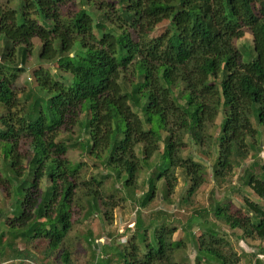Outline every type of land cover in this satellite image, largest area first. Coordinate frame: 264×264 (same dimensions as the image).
I'll return each mask as SVG.
<instances>
[{"label": "trees", "instance_id": "1", "mask_svg": "<svg viewBox=\"0 0 264 264\" xmlns=\"http://www.w3.org/2000/svg\"><path fill=\"white\" fill-rule=\"evenodd\" d=\"M78 2L82 15L65 9L75 6V0H21L20 16L7 2L0 3V184L14 199L13 216L0 233V264H47L57 252L56 264H72L63 246L78 203L81 164L63 159L67 147L56 138L75 126L83 112L89 154L106 167L104 178L113 177L125 190L134 191L138 174L162 142L141 208L154 199L156 180L163 181L162 199L171 197L177 168L183 170L188 199L209 173L217 185L252 160L243 170L242 185L260 202L244 197L236 212L216 203L209 225L201 220V212L188 219L191 226L204 225L198 238L194 233L186 238L197 250V263L234 264L222 251L229 246L222 225L240 231L241 240L264 241V165L254 171L264 151V0ZM94 20L105 26L99 37ZM162 21H168V28L151 38ZM245 31L252 36L254 52L247 63L235 46ZM34 39L40 43L38 66L27 80L38 94L29 90L21 101L14 86L25 73ZM50 64L70 80L52 75ZM221 108L223 121L214 136L211 128ZM185 139L201 156L213 159L207 168L181 156ZM23 140L28 141L26 156L20 151ZM45 178L49 185L41 192ZM85 196L88 215L100 212L110 224L118 205L104 202L92 187ZM134 226L125 247L112 254L121 264H177L174 257L186 246L184 232L173 239L176 227L143 225L140 217ZM18 240L31 249L16 245ZM111 246L105 248L111 251ZM111 259L102 256L100 261L110 264Z\"/></svg>", "mask_w": 264, "mask_h": 264}, {"label": "rangeland", "instance_id": "2", "mask_svg": "<svg viewBox=\"0 0 264 264\" xmlns=\"http://www.w3.org/2000/svg\"><path fill=\"white\" fill-rule=\"evenodd\" d=\"M10 8L17 11L20 16L21 0H0V3L5 4ZM76 5H68L65 9H75L78 15H82L84 11L78 9V0H75ZM79 3V2H78ZM75 7V8H74ZM78 9V10H77ZM168 21H162L157 24L150 34L151 38L158 37L160 34L166 31L168 28ZM104 24L97 20L93 21L94 34L99 37L104 31ZM2 39V36H1ZM34 49L32 55L29 56L25 65V73H23L14 86L17 93V98L24 101V97L29 90H33L36 94L34 84L27 80V76L31 75L34 68L38 66L37 55L40 50V43L33 40ZM235 46L241 53V61L247 63L254 58V52L252 49V36L248 31H245L244 36L235 41ZM251 52V53H250ZM51 74L54 76L61 75L66 77L67 81L70 80V75L57 71L56 64H50L47 66ZM127 78H130L127 75ZM137 80V79H134ZM34 88V89H32ZM4 109L0 106V116L3 115ZM222 108L216 117L215 124L211 128V133L214 136L218 134L219 127L223 121ZM253 125L260 133L262 127L256 124L253 116ZM86 120L85 113H81L78 118V123L73 126L70 130H61L56 142L63 143L67 147V152L63 159L69 164L76 165L81 164L79 172L78 184L79 189L77 190L76 197L78 203H75L73 207L72 215V229L67 235L64 241V248L70 251L72 264H102L101 258L106 260L110 259V264H121L119 259L117 260L115 255V248L120 250L125 247L127 241L132 236L135 226L134 223L137 218H141L142 224L149 223H166L170 224L178 229V232L174 234L173 239H180L184 236L185 248L179 251L175 255V261L177 264H209L207 262L197 263L195 257L197 250L192 244L186 242V238L194 236H200L204 225H189L188 219L195 212H201L200 218L204 220V224H211L214 221V214L212 208L216 203L220 205H228L231 212H236L242 209L243 198L248 197L254 202H260L253 193L242 185V174L246 167H249L252 163L251 159H247L243 162L239 168H234L232 174H230L224 181L215 185L212 177H207L206 183L203 184L198 191L190 198L187 199V189L185 176L183 170L180 168L175 169L174 178L175 184L171 197L168 200L162 199L164 192L163 181H155L156 193L154 199L145 208L140 207V198L147 189V180L149 177L154 176L156 173L155 167L158 166L163 150V144L160 142V149L149 161L147 166H143L142 170L138 174L136 180V187L131 190H125L115 182L113 177L107 179L104 176L107 174L106 167L103 166L98 160L91 156L87 150L86 143H88V134L84 128V121ZM164 134H161V140L164 138ZM263 139V138H262ZM186 149L182 151L181 156L183 158L191 157L194 160L202 162L206 168L212 163V158L203 157L200 155L197 147L193 146L192 143L185 139ZM21 154L28 155V141L23 140L20 144ZM139 153V152H138ZM0 156V173H3V167ZM258 160L259 167L254 171L259 172L260 166L264 165V151L261 152ZM101 181V185H97L96 182ZM49 183L47 179L42 180L40 191L42 192ZM3 186V187H1ZM92 187L93 190L98 191L103 198L104 202H110L117 204L118 207L113 211V220L110 224L102 219V215L99 213L88 215L90 213L89 199L85 196L88 188ZM7 189L4 188V184H0V233L5 231V222L8 218H12V206L14 202L13 196L8 195ZM186 199V200H185ZM206 209L207 212H204ZM104 208H102V211ZM88 211V212H87ZM191 226V227H190ZM221 233L226 241L229 242V246H224L223 252L228 257L232 258L234 264H264V241H251L239 239L240 231L230 230L226 226L222 225ZM186 234V237H185ZM4 237H9L6 234ZM198 238V237H197ZM16 245L19 247H27L22 241H16ZM112 245V246H111ZM105 246H111V251ZM105 248V249H104ZM31 249V247L29 248ZM106 254H105V252ZM35 252V250H34ZM61 252V251H60ZM104 253V255H103ZM59 257V252L55 253L54 256L50 257L47 264H56V260ZM37 259H41V255L37 256ZM38 264V262H34Z\"/></svg>", "mask_w": 264, "mask_h": 264}]
</instances>
